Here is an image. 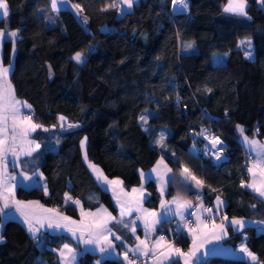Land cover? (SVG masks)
<instances>
[{
    "label": "trees",
    "instance_id": "trees-1",
    "mask_svg": "<svg viewBox=\"0 0 264 264\" xmlns=\"http://www.w3.org/2000/svg\"><path fill=\"white\" fill-rule=\"evenodd\" d=\"M68 1L81 6L78 18L67 9L53 11L49 0H7L9 15L0 18V30H18L19 36L15 46L11 39L1 42L0 63L10 66L16 97L31 105L33 122L42 126L30 135L40 147L27 166L39 170L44 190L30 187L27 197L74 217V209L62 202L65 193L85 208L102 204L113 210L88 164L127 189L161 157L172 170L166 196L182 192L193 201L194 190L187 191L175 174L188 168L203 182L197 191L206 194L203 203L212 208L220 195L227 218L264 222L263 199L238 184L236 141L237 125L264 140V7L247 0L249 19L225 13V0H186V11L174 14L170 0H138L123 14L120 7L101 11L111 0ZM47 17L54 18L52 26L45 25ZM242 40L251 43L238 47ZM77 52L83 63L72 59ZM195 131L217 136L226 159L212 165L202 158ZM145 187L153 205L150 181ZM226 232L224 244L235 249L241 242L264 264L263 232L252 226ZM0 235V264H58L53 250L65 241L45 232L29 235L12 219L1 223ZM187 242L183 237L180 247ZM118 261L84 252L75 264ZM199 264L251 263L210 255Z\"/></svg>",
    "mask_w": 264,
    "mask_h": 264
},
{
    "label": "snow or ice",
    "instance_id": "snow-or-ice-1",
    "mask_svg": "<svg viewBox=\"0 0 264 264\" xmlns=\"http://www.w3.org/2000/svg\"><path fill=\"white\" fill-rule=\"evenodd\" d=\"M51 8L53 11H57L60 3L63 0H50ZM138 0H111L110 4H106L101 11L106 10L107 8H117L120 7L121 14H123L126 9L122 6L126 5L127 9H132L134 4H136ZM257 4H260L264 7V0H256ZM173 5L177 4V0H172ZM74 8L80 9L79 4L73 5ZM188 8V4L186 0H181V3L178 8H174V11H184ZM247 0H228L227 5L224 7L223 11L225 13H229L236 16L247 17ZM9 15L8 3L7 0H0V18L7 17ZM250 19V17H247ZM87 23V18L84 20ZM11 38V42L15 46L16 40L19 38L18 30L16 31H0V39H8ZM250 45V41H241L238 44V47L245 44ZM189 44L187 47H191ZM15 50V48H13ZM246 58H251V53L246 54ZM78 64L83 63V54L81 52L75 53L72 57ZM10 74V66L4 67L0 65V202H3V207H0V215H6L4 212L5 208H9L10 206H15L16 211L20 213L21 217H23V222L27 225V230L30 234L35 236L36 229L33 226V220L35 219L37 223L44 226V220L47 221L48 228L59 229L61 227L64 228L65 231L71 232L73 239H76L78 243H83L85 245L96 244L101 252H106L108 250H114L113 242L108 239L109 236H114L116 240H121V236L116 235L109 227V223L116 218L112 216L110 212L103 205L95 211L85 212L83 208H81V217L82 219L77 222L71 220L67 216H61L56 209H46L43 208L38 202L29 201L24 202L17 200L15 197L13 181L16 180L15 175L10 174V167H15L20 160L21 156H31L33 151L40 147L39 144L35 143L34 140L29 138L30 132H34L37 128L42 127L40 124L33 122L32 118L29 115L23 113L22 109L31 110V105L26 101H21L15 95V89L10 83L8 77ZM51 75V69H50ZM207 91H211V89H207ZM179 100V97H177ZM143 123L148 122V117L146 115H142L140 117ZM59 120L62 122L66 121L64 116H60ZM78 125L69 124L68 127H77ZM55 127V125H53ZM47 131L48 129H44ZM148 131V129H145ZM237 131L240 133L243 138V144L247 149L248 158L251 161V165H246L247 172L252 177V181L249 183H245L244 180H241L240 186L242 188H249L257 193V195L261 198H264V144L258 143L255 139H250L249 136L245 134V130L242 126L237 125ZM203 134V133H201ZM86 139V138H85ZM161 139H163V133L161 134ZM215 143H222L218 138H213ZM85 141H81V148L83 149ZM215 146V145H214ZM251 153H255L253 157ZM11 157V159H10ZM87 159V157H85ZM217 159H221V157L217 156ZM163 163V159L157 161V165ZM89 167L93 170L94 173L98 174V179L103 177L104 182L109 185H119L122 182L119 180H108L107 177H104L103 172H101L94 164L89 163ZM167 169V165H165ZM168 172H171V169H167ZM152 172H157V168L154 167ZM184 173L186 174L185 179L191 177L192 180L195 181L197 186H202L203 182L197 179L188 168H184ZM23 174V173H21ZM142 178L141 187L139 189L133 188L132 193H139L138 196L132 197L131 202L121 201L117 199V203L120 207V219L116 222L119 224H123L124 227L128 228L131 225L130 230L133 235L136 233V229L139 225L136 224V220H143V226L145 229V239L141 240L139 236L136 237L138 243L134 248L128 247L127 244L124 247L127 249L123 255L126 261V264H137V261L140 256H144L146 259L151 257L156 260L158 264H178V261L173 259L174 257H180L184 259V264H199V258L197 257V252L199 248L202 246L203 241L198 243V229L189 228V233L192 235V244L193 247L189 249L186 253L181 248L176 247L174 244L168 243L165 240L163 235L158 237L154 236L157 231V225L161 223L160 216H166L171 214V209H168L167 212L158 214L154 211L150 212L148 209L143 207L144 201L147 200V197L143 192V184L147 183L151 180L150 174H145L143 172L140 173ZM257 176L261 179L259 182L257 181ZM25 180L31 179L28 176L24 177ZM158 180L164 183H170L171 178L165 179V176H161L159 173L157 174ZM121 192L125 196L129 194L124 192L121 189ZM45 194L47 195V188L45 187ZM65 200H72V203L80 206L79 200H73L68 193H65ZM161 195H163V190H161ZM199 198V197H198ZM177 198H173V201L169 203H175ZM139 203L138 207H133L134 204ZM264 202V200H262ZM167 205L165 201H161V207L165 208ZM188 207H192V205L188 204ZM224 201L221 199L220 195L216 197V208L217 213L220 208L224 207ZM177 207H184L183 204H178ZM252 207H255L253 205ZM202 208V205H201ZM36 209H40L42 212L49 213L50 215L46 217H38L36 214ZM138 212L140 215L134 220L129 222L124 221L125 216H131L133 212ZM205 211L212 212V209H205ZM179 214V213H178ZM88 219H85V218ZM183 219V216H182ZM200 218L197 217V220ZM227 219V217H225ZM62 221L67 223H62ZM204 224L205 230L207 229L206 221H202ZM231 225L234 230H237V226L239 228H243L244 221L238 218L231 219ZM69 225H76L75 228L70 227ZM218 229V234H216V230ZM212 230L215 235L216 240H220L223 237L227 236V232L225 231V226L223 222L221 224L216 225L213 223ZM79 232L80 235L77 237L76 233ZM3 241V236L0 235V242ZM149 241H153L151 244ZM106 245V247H105ZM53 251H58L60 256L59 264H75L77 260V256L80 254L76 249L70 247L68 243H65L61 249H54ZM240 252H242L245 256H247L251 264H259L258 258L254 255L245 244H241ZM128 253H132V256H129ZM162 258V259H161Z\"/></svg>",
    "mask_w": 264,
    "mask_h": 264
},
{
    "label": "crops",
    "instance_id": "crops-1",
    "mask_svg": "<svg viewBox=\"0 0 264 264\" xmlns=\"http://www.w3.org/2000/svg\"><path fill=\"white\" fill-rule=\"evenodd\" d=\"M123 8L126 9L127 8L126 5ZM185 11L186 10H184V12ZM0 31H2V30H0ZM5 32H7V31H5ZM3 40L4 39H0V45H1V42ZM0 65H1V63H0ZM4 67H8V66H4ZM18 99H20V98H18ZM20 100L23 101L22 99H20ZM22 111L24 114H26L28 109H22ZM37 129H39V128H37ZM31 134H32V132H30V134H29L30 139H32L30 137ZM263 142H264V140H263ZM241 145L244 147V144H241ZM251 155L253 157L255 156L253 153H251ZM31 157H32V155L31 156H21L17 165L15 167H10V174L16 176V180L13 181L12 183H13V185H15L14 192H15V197L17 200L24 201V202H29V201L38 202L40 205L43 206V208L56 209L57 212L61 216H67L71 220H74L77 222H79L82 219L81 208H83V210L85 212H89V211L95 212L100 207V205H102V204H97L93 208H85L82 206V204L80 202V206H77V205L72 203V200L66 201L65 195H63L62 202L64 204H68L69 206H71L74 209V211H75V217H74V216H69V215L63 213L62 211H60L59 209H57L55 207L45 206L40 201H37L34 199H29L26 195L28 188L38 187L41 191L44 190V181H43V177H42L41 173L39 172V170L37 168L32 169L31 166H27L28 165L27 160L29 161V159ZM10 159H11V157H10ZM161 159H162L161 157H158L155 160V162L147 170L143 171V173H145V174H150V176H151L150 183H151V185L154 189V193L156 195V199L154 200V204L153 205L150 204L152 202L151 200H149V196H150L151 192L148 190V188L145 187V183H144L143 184V192H144V195L147 197V200L144 201L143 207L148 209L150 212L154 211L158 214L167 212L168 209H171L170 215L160 216L161 220L164 218H178L181 215H183L185 213V211L189 208L187 205L188 204L191 205L192 198L190 196H186L182 192H178L177 194L171 195V196L165 195L166 183L158 180L157 174L159 173L161 176H165V179L167 180V178L171 177L172 171L171 172L167 171V169H170V168L168 166H167V169L165 168L166 163L164 161L162 164L157 165V161H159ZM154 167L157 168V172H152V169ZM88 168L92 172L93 178H94L95 182L98 184V186L102 190L106 191L109 195V199H110L113 210L108 209L104 205L103 206H104V208H106L108 210V212H110L112 214L113 217L116 218L115 220H113L109 223V227L112 229V231L114 233H116V235L121 236V240H116L114 236L108 237V239H110L113 242V245L115 246L114 250H108L106 252H101L99 247L96 244L85 245L83 243H78V241L76 239H73L71 232L65 231L63 227H61L59 229L48 228L46 220H44V222H43L44 223L43 227H41V225L39 223H37L35 219L33 220V226L36 229L35 234H38L39 232H45L48 234L60 235L61 237H63V239L65 241H63L61 243V245L57 248V250L61 249L65 243H68L70 245V247H72L73 249H76L80 254H82L84 252H88L91 254H96L98 259H103V258L117 259L119 257V252H118L119 248L116 246V242H120L122 250L126 251L127 249L124 247V245L127 244L128 247L134 248L136 246V244L138 243V241L136 240L137 236H139L141 240L145 239V229L143 226V220L142 219L136 220V224L139 226L136 229L135 235H133L132 231L130 230L131 225H129V227L126 228V227H124L123 224H119L116 222L117 220L120 219V207L117 203V199H119L121 201L131 202L132 197L139 195V193H132L131 190L133 188L139 189L141 187L142 178H141V175L139 173L138 184L125 189V188H123L122 184L109 185L108 183H105L103 177H101L100 179L97 178L98 174L93 172V170L89 167V164H88ZM21 173H23V174H21ZM175 174H176V177L183 184H185L188 187L187 191H189V190H194V191L202 190L203 185L197 186L195 181L192 180L191 177H188L187 179H185L186 174L184 173V168L177 169ZM25 176H28L31 179L25 180V178H24ZM260 179L261 178L259 176H257L258 182ZM108 180H119V179L111 178ZM251 181H252V177L249 174L245 183H249ZM121 189H123L124 192H127L129 195L125 196L123 194V192H121ZM161 190H163V195H161ZM249 190L254 192L251 189H249ZM254 193L257 195L256 192H254ZM173 198H177L176 202L175 203H169V202L173 201ZM72 199L78 200L77 198H72ZM262 199L264 200V198H262ZM162 200L165 201V203L167 205L165 208L161 207V201ZM178 204H183L184 207L178 208L177 207ZM211 204H212L211 209L213 210L212 212L205 211L204 208L203 207L201 208V205H200L194 210V213H193V225H194L193 228L199 230L197 233L198 234V243L200 241H203L202 246L199 248V251L197 252V257L199 258V263L205 257L210 256V255H220V256L225 255L227 257L241 258V259H244L246 261L250 260L242 252L237 250V249H240L241 243H238L237 246L235 247V249H231L228 245L224 244V242H223V240L226 236L220 240L215 239V235H214L213 230H212L213 223H215L216 225H219V224H221V222H223V224L225 226V231H227V227H230L231 230H233V231H237L241 228H239V226H237V230H234L233 226L230 223L232 218L225 219L226 216L224 215V213L222 211L223 207L220 208L218 213H217L216 197H214ZM138 206H139L138 202L133 205V207H138ZM0 207H3V202H0ZM4 212L6 213V215H0V225L5 219H12V220H15L18 223H20L23 226V228L25 229V231L29 235H32L28 232L27 225H25V223L23 222V217H21L20 213L16 211L15 206H10L9 208H5ZM36 214L38 217H41V218L50 215L49 213L42 212L40 209H36ZM137 215H140V213L134 211L131 216H125L123 219L125 222H129L131 220H134L137 217ZM197 217H199L200 219L197 220ZM204 217L208 218V220L206 221V223H207V229L206 230L204 228V224L201 223L202 221H205ZM85 219H88V218L86 217ZM241 220L244 221V225H246V226L251 224V221H245L244 218ZM62 223H67V222L62 221ZM254 224H256V223H254ZM254 224H251V225H253L252 227H254L258 231L264 233V222L258 223V226H255ZM259 224H262V225H259ZM69 226L72 228L76 227V225H69ZM216 234H218V229L216 230ZM76 235L78 237L80 235V233L77 232ZM154 236L158 237L157 232H155ZM186 237L188 239V242L186 243V249L188 252L189 249H191L193 247L192 235H190V233H188ZM152 242L153 241H149L150 244ZM105 247H106V245H105ZM140 257H144V256H140ZM57 259H58V264H59L60 256H59L58 251H57ZM173 259L184 264L183 258L174 257ZM247 262H249V261H247ZM139 263L140 264H158V262L156 260L152 259L151 257L148 260L140 261ZM249 263H251V262H249ZM165 264H167V262H165Z\"/></svg>",
    "mask_w": 264,
    "mask_h": 264
},
{
    "label": "built area",
    "instance_id": "built-area-1",
    "mask_svg": "<svg viewBox=\"0 0 264 264\" xmlns=\"http://www.w3.org/2000/svg\"><path fill=\"white\" fill-rule=\"evenodd\" d=\"M172 0H170V13L174 14L176 11L172 10ZM26 115H29L31 117V112L27 111ZM193 137L198 141V148L197 151L199 155L206 159L210 164L212 165H218L222 161L226 159V152L224 150V144L223 143H215L214 141V135L210 133H204L201 134L200 131L193 132ZM215 145V146H214ZM247 152L244 151L241 147L237 148V154L240 158V167H239V174L237 177L238 184H241V180H244L246 182V179L249 175L247 172L246 165H251V161L248 158ZM217 156L221 157V159H217ZM193 201L191 203L192 207H189L183 215H181L178 218H164L162 219L161 223L157 225V235H163L165 237V240L168 243L174 244L176 247L181 248L184 252L187 253L186 246L180 247L179 243L181 242L182 238L187 236L189 233V228H193V213L194 210L202 205V207L205 209H211V206L209 204L203 203L204 198L206 197V194L203 192H192ZM199 197V198H198ZM183 216V219H182ZM204 220L207 221L208 218L204 217ZM117 247H121L120 242H116ZM121 253V257H119V261L117 264H126V261L124 259L123 253L124 250L119 251ZM129 256H132V253H128ZM148 259V258H147ZM146 260L145 257H139L137 264L142 261ZM178 264H183L178 261Z\"/></svg>",
    "mask_w": 264,
    "mask_h": 264
},
{
    "label": "rangeland",
    "instance_id": "rangeland-1",
    "mask_svg": "<svg viewBox=\"0 0 264 264\" xmlns=\"http://www.w3.org/2000/svg\"><path fill=\"white\" fill-rule=\"evenodd\" d=\"M49 3H50V7H51V2H50V0H49ZM227 3H228V0H225V3H224V5H223V7H222V10L224 9V7L227 5ZM73 5H75L74 3H72V2H70V1H68V0H63V2L62 3H60V6H59V8L58 9H67V10H69L75 17H77L78 16V9H76V8H74L73 7ZM124 6V5H123ZM122 6V7H123ZM127 7V6H126ZM173 7L175 8V6L173 5ZM52 9V8H51ZM180 13H184V11H181ZM78 18V17H77ZM54 24V18H52V17H47V18H45V25L46 26H52ZM7 31H14V30H7ZM9 39H11V38H9ZM242 41H244V40H242ZM243 52H244V55L246 56V54L247 53H251V56H252V52H251V50H250V48L249 47H243ZM75 55V54H74ZM73 55V56H74ZM72 56V57H73ZM217 57L218 56H212V62L213 63H216L217 61ZM75 61V60H74ZM76 62V61H75ZM236 141H237V143L240 145V147L242 146L241 144H243V138L241 137V135H240V133L237 131V128H236ZM250 139H255L258 143H261V144H264V142L263 141H260V140H258L257 138H255V137H249ZM242 142V143H241ZM244 151H246L247 152V149L245 148V146L243 147H241ZM254 155H255V153H253ZM238 219H242V218H238ZM245 221H251V224H254V223H256V224H254L255 226H258V223H262V222H260V221H255V220H250V219H244ZM251 224H249V225H247V226H253V225H251ZM259 225H262V224H259ZM246 226V225H245ZM256 231H258L257 229H256ZM241 243V242H240ZM242 244V243H241ZM240 245V244H239ZM238 251H240V249H237ZM120 253V252H119ZM225 256V255H224ZM119 257H121V253L119 254ZM247 261H249V262H251L250 260H247ZM138 264H140V263H138Z\"/></svg>",
    "mask_w": 264,
    "mask_h": 264
},
{
    "label": "bare ground",
    "instance_id": "bare-ground-1",
    "mask_svg": "<svg viewBox=\"0 0 264 264\" xmlns=\"http://www.w3.org/2000/svg\"><path fill=\"white\" fill-rule=\"evenodd\" d=\"M180 3H181V0H177V4L176 5H174L175 6V8H178L179 7V5H180ZM172 10H174V7H173V5H172ZM181 11H176V13H180ZM204 134V133H203ZM214 137H216V138H218L217 136H214ZM219 139V138H218ZM220 140V139H219ZM221 141V140H220ZM223 143V142H222Z\"/></svg>",
    "mask_w": 264,
    "mask_h": 264
}]
</instances>
